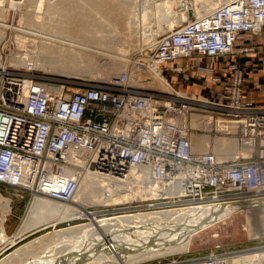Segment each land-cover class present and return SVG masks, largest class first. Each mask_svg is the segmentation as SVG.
<instances>
[{
  "label": "built area",
  "instance_id": "obj_1",
  "mask_svg": "<svg viewBox=\"0 0 264 264\" xmlns=\"http://www.w3.org/2000/svg\"><path fill=\"white\" fill-rule=\"evenodd\" d=\"M263 31L264 0H230L188 15L146 58L107 80L67 81L31 66L0 65V184L67 203L83 171L124 180L135 168L158 185L153 203L141 210L264 205V84L246 72L250 58L264 56L253 42ZM130 70L157 72L170 89L130 84ZM170 73L209 75L202 84L208 91L178 89ZM193 135L227 139L234 149L221 150L218 141L196 152ZM227 260L210 252L164 264Z\"/></svg>",
  "mask_w": 264,
  "mask_h": 264
},
{
  "label": "rangeland",
  "instance_id": "obj_2",
  "mask_svg": "<svg viewBox=\"0 0 264 264\" xmlns=\"http://www.w3.org/2000/svg\"><path fill=\"white\" fill-rule=\"evenodd\" d=\"M39 1L29 0L28 2H23L19 10H13L9 8L8 0H4L2 4L0 0V32H2V38L0 39V65H8L18 71L26 70L27 68L14 65L12 60L24 53H28L32 58L43 57L51 59L52 62L53 60L56 61L57 65L54 63L56 67H66L72 70L77 68L78 71L100 73L111 64L106 60L115 58L117 64H119V68L116 66L117 69H113L115 74L128 67L129 62L139 56V49L142 45L141 32L156 29L157 32L159 31L157 39L162 34L170 32L175 27L173 21L178 17L181 8L179 3L174 0H154L152 10L149 12L150 14L152 13L153 18L151 19L152 21H149L146 17L144 19L141 18V14L144 17L148 13L140 12L147 4L145 0H42L41 6L38 7ZM201 2L206 6H212L211 0H194L193 7H199ZM89 4H104L107 5L108 9L104 7H102L103 9L92 8L89 7ZM109 7L120 8L118 9V19L115 21L112 14L106 13ZM188 15L194 16L195 12L189 11ZM159 23L160 29H158ZM112 25H114V29ZM116 30L125 34H120L119 36L116 34ZM43 45L48 46L50 51L43 50ZM84 56L92 57V61L86 60ZM263 57L260 58L262 59L260 61L256 60V58L253 59L251 65L249 64L248 68H246L247 74L253 77L256 82L259 80V84H264V80L261 78H264ZM255 62L262 63L263 66L257 67ZM35 70L50 77L67 81L108 79V77L99 79H91V77L84 76L64 77L58 73L45 72L40 68H35ZM192 137L195 143L199 140L198 137L210 140L209 137L196 135ZM139 187L132 185L131 193H133L134 197L139 198L145 193V188L142 185H139ZM126 193L121 191L120 196L113 197L115 200L118 198L117 201H113V204L111 203L108 207L99 209L98 211L100 212L97 213V216L108 217L118 214H132L138 211L150 212L173 209V205H170L171 207L166 206L162 209L150 207L152 209L141 210L139 207H147L146 205L153 202L152 200L139 201L138 198V200H133L130 204H122V198L120 197L123 196L124 198ZM0 195L10 200V208L7 214L3 215L0 209V218L2 219L3 216L4 219L3 221L0 219V226H3L8 237L0 245V260L16 248L42 234L51 233L54 229L90 221L88 218H83L59 222L55 226H46L45 224L42 226L47 216H44V218L39 215L42 217L41 219L39 218L42 221L37 219L39 217L37 216V218H33L34 220L31 223L30 210L40 201L46 203L49 206L47 208L56 207L57 210H61L66 205L82 210L80 206L83 205L74 199L67 203H55L43 196L31 195L26 190L11 188L1 184ZM98 197L97 191L92 189L87 201H96ZM47 208L43 211H48ZM51 209L48 212H51ZM260 214V210H255L254 213L245 210V212L234 214L193 234L190 239L189 249L186 252H168L133 264H164L173 259V257L179 259L199 258L210 252L225 253L231 260L239 259L242 255L256 254L264 245V218ZM158 244V242L154 241L153 243L152 241L149 244L147 243V246L142 243L141 247L150 248V250H164L166 244L163 246H160L163 243ZM148 245L153 248L148 247ZM256 264H258L257 260Z\"/></svg>",
  "mask_w": 264,
  "mask_h": 264
},
{
  "label": "bare ground",
  "instance_id": "obj_3",
  "mask_svg": "<svg viewBox=\"0 0 264 264\" xmlns=\"http://www.w3.org/2000/svg\"><path fill=\"white\" fill-rule=\"evenodd\" d=\"M1 1V4L4 3V0ZM28 1L29 0H8L9 8L13 10H19L22 3ZM145 1L147 2V4L140 10V12L148 13L144 17L141 14V18L144 19L146 17L150 21L153 16L151 15L152 13L150 14L149 12L152 10V3L154 2V0ZM174 1L178 2L179 6L181 7L178 13V17H176V19H174L173 21L175 29L187 19L189 10L192 9L195 12V16H200L209 13L215 7L230 0H211L212 6H206L201 2L199 7L197 8L193 7L194 0ZM41 3L42 0L39 1L38 7L41 6ZM101 5L89 4V7L99 9L104 7L108 9L107 5ZM214 5L216 6L214 7ZM120 8L109 7V10L106 13L112 14L115 21L116 19H118V9ZM161 11L163 12V10ZM160 23L158 24V29H160ZM112 27L114 29V25H112ZM116 31V34H118L119 36L120 34H125L119 30ZM158 32L156 31V29H150L149 31L141 32L142 45L140 46V53L137 58H146L147 54H149L154 49L155 43L158 40ZM1 35L2 32H0V39L2 38ZM49 49L50 48L48 46L43 45V50L46 51ZM84 57L86 60L92 61V57ZM12 61L14 62V65L22 66L24 68L33 66V68H40L45 72L58 73L64 77L84 76L91 77V79H99L102 77L109 78L110 75L114 74L113 72L117 69L116 66H118L119 68V64H117L115 58L106 60L111 64L107 66L103 72L100 73L78 71L77 68L72 70L66 67H56V61L53 60L52 62L51 59L43 57L32 58L28 53H24L18 58H14ZM132 62H134L133 59L129 62V64H131ZM129 82L130 84H135L138 86L161 88L163 90L170 89L157 72L140 75L130 70ZM191 124L192 126H195L197 124V120L194 117L191 120ZM201 137H209L210 140H208L207 138L203 139L198 137L199 140L195 143L192 137V141L194 144L193 150L196 152H202L206 150L207 145H211L218 141L221 143V150L234 149L233 143L227 139L218 140L208 135H202ZM85 158L86 155L82 154V157L80 159L81 161H84ZM143 182L145 183L142 184ZM153 183L155 184V182L152 181L150 173L148 171L135 168H132L129 171L127 177L124 180L109 179L96 175L92 172L83 171L79 188L72 198V200L74 199L79 203H82L83 206H80L82 210H78L69 205L63 206L61 210H57L56 207L51 209V207L47 208L48 205L46 203L40 201V203H37L31 208L30 221L32 223V220H34L33 218H37V216L39 215L42 217L47 216L46 221L42 226H44V224L46 226H55L59 222L83 218H88L90 221L88 223H81L69 227L54 229V231L51 233L42 234L13 250L11 253L6 255V257L0 260V264H133L143 259L151 258L153 256L164 255L168 252H186L189 249L190 239L193 234L234 214L245 212V210H249L253 213L255 210H260V216H263L264 218V207L244 209L241 207L240 202L225 204L210 203L189 207L182 206L181 208L164 209L161 211H138L132 214H118L108 217L97 216V213L100 212L98 211L99 209L108 207L113 201H117L118 198H116L115 200L113 199V197L120 196L119 194L121 193V191L127 192L124 195V198L123 196L120 197L122 198V204H130L133 202V200L138 199L139 201H153V199L156 198L153 192L156 193L155 189L156 187H158V185L155 186ZM132 185H136L138 187L139 185H142L146 190L143 194L144 196L142 195L139 198L134 197L132 195L133 193H131ZM92 189L94 191H97L99 197L96 201H87V198L89 197ZM138 193L140 192L138 191ZM9 208L10 200L0 195V209L2 214H7ZM45 208H47L48 211H50L49 209H51V212L43 211ZM40 216L37 219H41L42 217ZM1 220H4L3 216ZM143 227H146V229H144ZM141 228H143L144 230ZM0 234L1 245L8 239L2 225L0 226ZM149 240H152L153 243L154 241L156 243L158 242V245H160V243H163L160 246H163L164 244H166V246L164 250H150V248H147V250L145 247H141L142 243L143 245H146L147 243L149 244L152 242ZM148 247L152 246L148 245ZM256 260L258 264H264V251H259L256 254L252 253L248 255H242L239 259L227 260L225 264H256Z\"/></svg>",
  "mask_w": 264,
  "mask_h": 264
},
{
  "label": "crops",
  "instance_id": "obj_4",
  "mask_svg": "<svg viewBox=\"0 0 264 264\" xmlns=\"http://www.w3.org/2000/svg\"><path fill=\"white\" fill-rule=\"evenodd\" d=\"M253 40H254L253 42L256 45V48H258L260 50H264V31L260 35L254 36ZM231 59H233V58H229V60H231ZM253 59H255V57L250 58V61H253ZM244 60H246V58L241 59V62ZM256 60L260 61L262 59H260V58L257 59V57H256ZM202 61L204 62V64H210V65L213 64V62H214L212 59H203ZM255 66H257V67L261 66L262 67L263 65H262V63H256L255 62ZM169 76L171 78L172 84L178 89H183V90H188V91H199V92H207L208 91L207 88L203 87L202 84L204 82V79L209 78V75H205L203 73H197L193 77H185L181 74L170 73ZM261 78L264 80L263 77H261ZM257 82L259 83V80H257Z\"/></svg>",
  "mask_w": 264,
  "mask_h": 264
},
{
  "label": "water",
  "instance_id": "obj_5",
  "mask_svg": "<svg viewBox=\"0 0 264 264\" xmlns=\"http://www.w3.org/2000/svg\"><path fill=\"white\" fill-rule=\"evenodd\" d=\"M241 203V207L244 209H253V208H260V207H264V205H258V206H253L248 202H240Z\"/></svg>",
  "mask_w": 264,
  "mask_h": 264
}]
</instances>
